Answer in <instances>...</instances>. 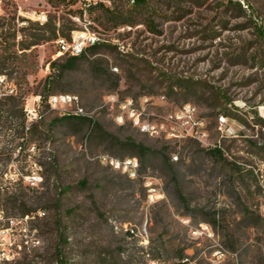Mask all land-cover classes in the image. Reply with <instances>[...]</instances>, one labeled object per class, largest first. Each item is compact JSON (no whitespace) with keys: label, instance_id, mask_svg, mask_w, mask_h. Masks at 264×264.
Instances as JSON below:
<instances>
[{"label":"rangeland","instance_id":"1","mask_svg":"<svg viewBox=\"0 0 264 264\" xmlns=\"http://www.w3.org/2000/svg\"><path fill=\"white\" fill-rule=\"evenodd\" d=\"M99 1L7 0L0 13V73L18 87L14 103H0V264H59V221L67 264H109L119 251L120 264H177L182 249L186 264H264V0ZM84 28L102 44L45 87L51 63L68 57L55 39ZM47 90L78 95L102 129L52 108ZM147 96L151 119L195 105L207 141L118 121L122 101ZM221 116L234 135H222ZM130 138L150 147L144 158ZM103 153L137 157L165 198L150 203L143 178ZM186 220L215 237L191 236Z\"/></svg>","mask_w":264,"mask_h":264},{"label":"built area","instance_id":"2","mask_svg":"<svg viewBox=\"0 0 264 264\" xmlns=\"http://www.w3.org/2000/svg\"><path fill=\"white\" fill-rule=\"evenodd\" d=\"M96 3L99 0H87ZM132 3L135 0H130ZM7 0H0V13L4 11ZM33 18L41 22L48 20L45 11L34 12ZM101 41L99 33L88 28L75 29L70 36L59 35L55 39L57 46V55L78 56L86 51L87 47L92 46ZM124 48V46H123ZM18 95V87L14 79L8 78L6 73H0V100ZM111 100L115 101V96ZM54 109H63L66 115H85L86 110L80 104V98L72 93L52 94L48 100ZM150 103V98L144 97L139 105L132 98H127L120 103V113L117 115L119 122H125L129 119L132 124L138 127L142 132L151 136H165L170 139L181 140L183 138H194L200 141H207V131L205 129L204 119L198 116V109L192 103H185L175 111L169 112L160 119H151L146 110V106ZM72 107V109H69ZM27 115L31 120H37L39 111L36 106L26 108ZM219 125L222 135L232 136L236 129L226 118H219ZM29 127V126H28ZM100 162H107L112 168H127V176L132 179L143 178L144 186L147 191L148 201L157 203L165 198L163 185L155 176L142 175L141 163L137 157H112L110 154H100ZM174 159H178L177 155H173ZM189 229L191 236L195 238L208 237L214 238L215 233L209 223L201 222L199 225H192L188 220L184 221ZM132 229V228H131ZM134 230V229H132ZM225 255L224 250L220 247L213 252L215 259H219ZM183 264V262L177 263Z\"/></svg>","mask_w":264,"mask_h":264},{"label":"trees","instance_id":"3","mask_svg":"<svg viewBox=\"0 0 264 264\" xmlns=\"http://www.w3.org/2000/svg\"><path fill=\"white\" fill-rule=\"evenodd\" d=\"M85 5H94V6H97V5H101V6H104V4L100 1H97L96 3H93V2H89L87 0H81ZM147 0H135L134 3H136L137 5H142L146 2ZM257 29L260 31V33H264V27L262 25H258L256 26ZM70 34L68 35H64V36H69ZM102 43L101 42H98L92 46H89L87 47L86 51L83 52L82 54L78 55V56H68L65 63L62 64L60 67H57V65L59 64L57 61H53L51 63V73L47 76V81H46V84H45V87L48 86V83L50 82V80L52 79L54 73L56 72V70H59L60 71H65L67 69H70L72 67V62L74 61H77L79 59H81L82 57L85 56L86 52L88 50H95L97 49L98 47H100ZM24 94H25V91H23V100H24ZM54 93H50L49 90H47L45 93H42V98H43V101H46L49 99L50 95H52ZM8 100H12L13 103L16 101L17 99V96H13V97H9V98H6ZM5 99H2L0 100V103H3ZM13 105H16V104H13ZM16 107V106H14ZM0 112H2V109L0 108ZM67 118H70V117H75V118H78V119H81V120H84L86 122H88L89 124H91L92 128H94L95 130H101V126L98 122H96L93 118L91 117H87V116H84V115H67L66 116ZM126 146H131L132 148H135L138 153H140L141 157L144 158V156L147 155V153L150 151V147L146 146L144 143H141V142H137L135 141L134 139L130 138L128 139L127 143L125 144ZM213 151L217 154H221L222 151L219 147H215L213 148ZM125 157H134V156H125ZM168 158L166 157V160ZM141 168H142V165H141ZM140 178H137V179H133V180H139ZM84 183V181H83ZM60 222V234H59V239H60V242H59V245H58V254H59V259H58V262L59 264H67L66 262V255H65V248H64V245L65 243L68 241V236L66 234V227L63 225V223L61 221ZM127 235L131 236V235H134L133 232H131V230H127L125 232ZM123 251H119L117 252V255L116 257L113 259L112 263H109V264H120V261L122 260V257H121V254H122ZM188 257L185 255L184 253V249H182L179 253V259H178V263L180 262H183V264H186V261H187ZM107 259H104V261H107Z\"/></svg>","mask_w":264,"mask_h":264},{"label":"bare ground","instance_id":"4","mask_svg":"<svg viewBox=\"0 0 264 264\" xmlns=\"http://www.w3.org/2000/svg\"><path fill=\"white\" fill-rule=\"evenodd\" d=\"M221 118H226V117L221 116ZM112 157H115V156H112ZM126 158H134V157H126ZM104 163H107V162H104ZM115 169L121 170V171H123V172H125L127 174V168H115Z\"/></svg>","mask_w":264,"mask_h":264}]
</instances>
